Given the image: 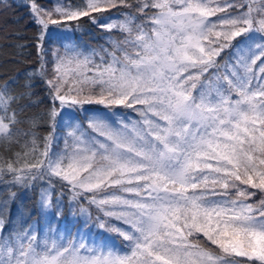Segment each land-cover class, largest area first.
Returning <instances> with one entry per match:
<instances>
[{
  "label": "snow or ice",
  "instance_id": "6c2138e0",
  "mask_svg": "<svg viewBox=\"0 0 264 264\" xmlns=\"http://www.w3.org/2000/svg\"><path fill=\"white\" fill-rule=\"evenodd\" d=\"M22 3L40 64L21 92L0 84V143L21 149L0 156V177L45 181L40 212L58 221L64 200L83 224L75 237L68 220L67 235L51 221L43 233L5 232L0 214V264H264V0H138L143 15L121 23L94 13L127 0ZM81 17L123 35L99 52L43 48L49 25ZM39 83L49 111L37 138L20 128L36 121L21 119L19 101ZM85 104L103 106L84 110L86 127L73 111ZM58 117L63 148L53 151ZM90 223L95 237L82 231Z\"/></svg>",
  "mask_w": 264,
  "mask_h": 264
},
{
  "label": "trees",
  "instance_id": "16d2710c",
  "mask_svg": "<svg viewBox=\"0 0 264 264\" xmlns=\"http://www.w3.org/2000/svg\"><path fill=\"white\" fill-rule=\"evenodd\" d=\"M127 2L131 7L113 8L104 13H94V15L101 16L107 22L112 23H121L124 13H131L134 16L143 15V13L134 11L138 0H127ZM40 3L45 8L54 9L57 5H80L86 3V0H40ZM109 17L113 19L108 21ZM117 17H120V19H116ZM38 33L39 29L33 24L29 11L23 6L22 0H0V84H12V82H15L12 84L13 93H19L24 90L26 83H37L36 79L29 81V77L38 76V71H34L39 69L40 64V57L37 54V48L35 46ZM50 33L55 34L51 43H49L48 39ZM122 35L115 28L109 31L97 27L95 23L89 22L88 17H81L76 20H62L59 25H49V28L44 33L43 48L45 50H59L63 52L64 49L61 45L67 46L69 44H75L86 52L91 50L99 52L102 48L110 49L111 41L120 39ZM239 39H242V37L237 38V40ZM235 43L236 41L234 40L233 44ZM226 51H231V49ZM31 92L38 95L33 96L31 101L27 97L19 101V104L25 106L21 119L34 118L36 123L34 126L23 124L20 125V128L22 130L32 128L36 132L37 138H40L48 135L46 114L49 111V104L47 102L48 95L46 86L43 83H39L37 87L31 89ZM85 109L97 110L103 109V106L97 104L75 106L73 111L79 117L78 122L86 127L85 117L88 113L84 111ZM59 129L57 126L56 132ZM61 141L62 139H56L53 144L54 151L61 146ZM37 143L40 144L41 141L37 139ZM20 150L15 142L11 144L6 142L0 143V156L5 158L9 155L14 156L15 152ZM31 159V156L25 157L21 161V165L25 162L30 163ZM43 183L45 181H36L33 187L24 188L12 184L6 177H0V204H4L7 208V214L5 213L3 216L5 232L30 227L33 223H36L40 227L41 212L37 209V197ZM61 202L63 208L62 214L57 221L58 223L59 221L63 223L65 220L69 221L70 219V212L66 206L67 201L61 200ZM93 213L95 212L93 211ZM15 220L18 222L16 223ZM78 226L79 224L72 226V236L74 233L73 229ZM115 240L119 241L120 245L124 243L120 237H115Z\"/></svg>",
  "mask_w": 264,
  "mask_h": 264
},
{
  "label": "rangeland",
  "instance_id": "374dc122",
  "mask_svg": "<svg viewBox=\"0 0 264 264\" xmlns=\"http://www.w3.org/2000/svg\"><path fill=\"white\" fill-rule=\"evenodd\" d=\"M257 63H259V61H257ZM69 109H67V107H65L62 111H61V115H63L64 114V112H66V111H68ZM81 111H83V110H81ZM125 111H127V110H125ZM57 126L60 128L59 130H57V132H56V139H62V144H61V146L59 147V148H63V139H64V134L61 132V126H60V124H59V117L57 118ZM86 124H87V121H86ZM54 151V150H53ZM39 191H41V187H40V189H39ZM39 195H40V192H39ZM39 195H38V206H37V209L39 210V212H40V207H39ZM56 198V197H55ZM54 198V199H55ZM61 204H62V202H61ZM62 206V208H63V205H61ZM85 207H88L87 205H85ZM93 209V211L95 212V209L94 208H92ZM6 210H7V208H6V206L3 204H0V214H3V216H4V214L6 213L7 214V212H6ZM68 210H69V212H70V214H69V216H70V219H69V221H71L73 224H75V220H74V217H73V211H70V209L68 208ZM92 211V212H93ZM93 215H95V213H93ZM40 218H41V225H40V227H38V225L36 224V223H33V224H31L30 226H33V225H35V226H37L38 227V229L40 230V232L41 233H43V232H45L46 230H47V225H48V223L51 221V222H53V220H52V217H51V213H47V214H42L41 213V215H40ZM76 219H79L80 220V224H79V226L77 227V228H74L73 229V231H74V233H73V237H75V235H76V233H77V230H79L80 228H81V224H83V218L82 217H79L78 216V214H77V216H76ZM50 220V221H49ZM62 220V219H61ZM15 222L17 223L18 221H16L15 220ZM58 228H59V230L61 231V232H63L65 235H67V232H65L64 231V229L63 228H60V225H59V223H61V221H59V223L57 222V221H54L53 222ZM61 224H63V223H61ZM68 230L70 231V232H72V225L70 224V225H68ZM82 231L84 232V233H91V235L93 236V237H95L96 235H97V233H99V232H101L102 230L101 229H99L98 227H95L94 226V224H88L87 226H85V227H83V229H82ZM105 235H108V236H110L111 237V240L112 241H114L117 245H120L119 243V241H117V240H115V237H118V236H116L115 234H110V233H105ZM125 243V242H124Z\"/></svg>",
  "mask_w": 264,
  "mask_h": 264
}]
</instances>
